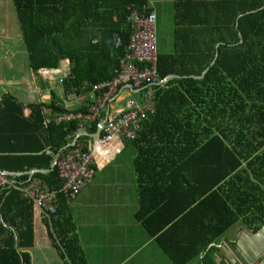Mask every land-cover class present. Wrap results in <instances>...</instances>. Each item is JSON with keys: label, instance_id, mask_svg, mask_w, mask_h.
<instances>
[{"label": "trees", "instance_id": "trees-1", "mask_svg": "<svg viewBox=\"0 0 264 264\" xmlns=\"http://www.w3.org/2000/svg\"><path fill=\"white\" fill-rule=\"evenodd\" d=\"M11 2L26 69L35 75L67 60L63 91L114 78L131 35L127 8L152 12L148 0ZM172 39V52L156 55L155 71L159 80L180 79L153 87V113L124 149L134 153V220L171 264H188L238 219L264 225V0H174ZM216 53L202 80L188 78L199 77ZM59 100L53 91L46 103L1 96V170H48L53 154L71 143L76 121L42 122L43 112L67 111ZM33 177L59 190L55 168ZM70 203L58 195L50 225L43 222L65 264H86ZM0 221L10 228L0 223V237L7 236L0 264H30L17 250L32 245L31 203L0 192ZM202 263L215 261L208 254Z\"/></svg>", "mask_w": 264, "mask_h": 264}, {"label": "built area", "instance_id": "built-area-1", "mask_svg": "<svg viewBox=\"0 0 264 264\" xmlns=\"http://www.w3.org/2000/svg\"><path fill=\"white\" fill-rule=\"evenodd\" d=\"M127 13L126 22L131 28V35L114 78L81 87L79 92L72 87L69 91H63L65 87L62 82L69 76L67 60L61 61L56 69H39L34 75L37 81L47 86V90L59 88L71 94L79 103L76 109L53 116L45 112L47 115L43 118V125L76 121L77 129L71 143L53 154V169L60 182L59 190H49L44 182L33 177L34 173L0 170V192L13 191L20 194L31 203L40 220L48 226L56 212L57 196L61 195L67 203L72 202L91 182L96 167L95 155L104 159L107 154L100 150L114 141L134 139L142 120L147 114L153 113V87L163 84L162 79H157L155 71V15L154 12L147 13L146 7L140 11L133 6L127 8ZM125 88H130V92L138 97L126 99L124 108L117 109L113 104L123 100L120 94ZM99 123H102L99 136L89 138L86 134H90L88 131L92 124L96 128ZM20 176L25 177L18 178ZM224 247L222 241L210 244L199 254L200 264H203L208 254L214 260L222 259ZM259 258L264 261V251Z\"/></svg>", "mask_w": 264, "mask_h": 264}, {"label": "crops", "instance_id": "crops-1", "mask_svg": "<svg viewBox=\"0 0 264 264\" xmlns=\"http://www.w3.org/2000/svg\"><path fill=\"white\" fill-rule=\"evenodd\" d=\"M158 3H169L173 8L174 0H148L147 7L154 12L155 23L157 11L154 4ZM159 12L161 13L162 10L160 9ZM21 59L24 63L25 58L20 56L19 62ZM23 65L25 67V63ZM21 68L20 65L19 69ZM17 75L18 73L14 77ZM33 76L30 75L32 82ZM24 80L21 82L26 84L27 80ZM43 85L44 88L39 86L40 92H37L33 85L34 90L32 88L30 94L26 93L29 87H23L22 92L20 88L14 86H12V92L9 93L5 91L4 80H0V98L7 93L23 104L40 102L49 97L48 94H45L47 86ZM125 90L127 91L125 95L122 94L123 92L120 94L123 100L113 104L117 109L124 108L126 99L138 97L137 94L130 92V88H125ZM41 95L44 99L39 100ZM57 96L62 99V102H66V104L61 102V105L67 110L76 109L79 106L71 94L63 92ZM46 102L47 100L44 101V103ZM121 103H124L123 106H120ZM43 114L44 117L47 115L45 112ZM124 147L123 141H114L108 147L100 150L106 152V158L103 159L95 155L96 167L91 182L75 198L74 201L78 199V202L72 201L69 204V213L75 226L83 257L86 264H170L167 259L161 256L162 253L153 244L152 239L134 220V214L138 211V202H124L128 195V182L124 180L126 171L130 172L129 181L135 185L132 167L134 153ZM44 151L46 154L50 153L48 148H45ZM124 156H126V161L122 162ZM125 191L126 193H124ZM113 192L117 195H114ZM122 215H127V220H124ZM0 223L4 229L10 231L6 224L2 221ZM6 238V234L0 237V245ZM219 241L224 242L225 247L222 259L214 260L215 264H264V261H260L259 258L264 251V225L248 226L243 223L242 219H238L224 232ZM17 252H26L30 264H65L51 245L44 222L40 220L37 212L33 209L31 248L18 249ZM188 264H200V261L197 258Z\"/></svg>", "mask_w": 264, "mask_h": 264}, {"label": "rangeland", "instance_id": "rangeland-1", "mask_svg": "<svg viewBox=\"0 0 264 264\" xmlns=\"http://www.w3.org/2000/svg\"><path fill=\"white\" fill-rule=\"evenodd\" d=\"M154 7L157 11V21L154 26V36H155V54H168L172 52L173 47V8L169 3L157 5L154 4ZM162 10L160 13L159 10ZM19 31L14 17V9L12 6L11 0H0V80H4V85H6L5 91L11 93L12 86L20 88H28L29 90L26 92L30 94L32 88L34 90V86L37 92H40L39 85L37 79L33 76V82L30 78L31 73L29 71L26 72V67H24L23 59L20 60V56L25 58L21 45L19 43ZM20 65L22 66L21 69ZM18 73V77H14L15 74ZM26 79V80H24ZM26 81V84L21 81ZM9 81V83H8ZM13 82V83H11ZM16 82V83H15ZM18 82V83H17ZM18 84V85H16ZM34 85V86H33ZM11 90V91H10ZM1 91V90H0ZM34 91V92H36ZM53 91L57 95L61 92L59 88H52V90H46L45 94L50 95V92ZM23 92V91H22ZM127 91H123V95H125ZM44 99L43 95L40 96L39 100ZM46 100V99H44ZM62 102V99L59 100ZM62 104H66L65 101ZM124 103H121L120 106H123ZM124 146L126 142L123 141ZM126 156L122 158V162H125ZM119 159V158H118ZM96 161V158H95ZM124 180L128 182L127 184V192L128 195L125 198L124 202H138L136 187L129 181L130 172L126 171L124 174ZM135 176V175H134ZM126 193V191L124 192ZM114 195L115 192H113ZM73 202H78V199ZM91 205V204H90ZM124 220H127V215L121 216ZM163 258L167 259V262L170 263L168 258L165 255H161ZM171 264V263H170Z\"/></svg>", "mask_w": 264, "mask_h": 264}, {"label": "water", "instance_id": "water-1", "mask_svg": "<svg viewBox=\"0 0 264 264\" xmlns=\"http://www.w3.org/2000/svg\"><path fill=\"white\" fill-rule=\"evenodd\" d=\"M238 37H239V36H238ZM239 43H240V42H239ZM239 43H238V44H239ZM217 57H218V54L216 53V54H215V57H214V60H213V62L210 64L209 68L205 69V70L203 71V73H202L199 77H188V78H190V79H198V80L200 79V80H202L203 77H204V76L207 74V72L209 71V69L214 65V63H215ZM171 79H180V77L169 76V77H166L165 79H162L161 81H162L163 84H165L166 82H168V81L171 80ZM100 127H102V123H99L98 126H96L94 133H92V134H86V135L89 136V138H96V137H98V136H99V129H100ZM53 160H54V159H52V161H51V163H50V166H49L48 170H36V169H31V170L27 171L26 173H28V174L31 173V174H32V173H47V172H50V171L53 169Z\"/></svg>", "mask_w": 264, "mask_h": 264}, {"label": "clouds", "instance_id": "clouds-1", "mask_svg": "<svg viewBox=\"0 0 264 264\" xmlns=\"http://www.w3.org/2000/svg\"><path fill=\"white\" fill-rule=\"evenodd\" d=\"M48 100H49V99H48ZM48 100H47V101H48Z\"/></svg>", "mask_w": 264, "mask_h": 264}]
</instances>
